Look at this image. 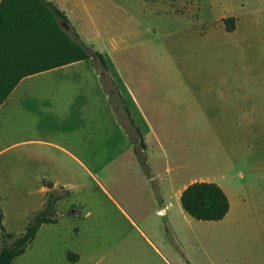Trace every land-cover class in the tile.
I'll return each instance as SVG.
<instances>
[{"label": "rangeland", "instance_id": "obj_1", "mask_svg": "<svg viewBox=\"0 0 264 264\" xmlns=\"http://www.w3.org/2000/svg\"><path fill=\"white\" fill-rule=\"evenodd\" d=\"M47 1L90 58L23 79L1 107L0 213L20 235L52 186L68 219L42 226L11 264H264V0ZM138 107L160 137L147 136L149 151L130 137L125 110L146 131ZM114 121L121 145L109 140ZM116 150L141 166L151 151L170 170L171 201L190 183L219 185L228 216L202 222L173 203L172 232L160 214L141 227L156 252L101 189L127 178Z\"/></svg>", "mask_w": 264, "mask_h": 264}, {"label": "trees", "instance_id": "obj_2", "mask_svg": "<svg viewBox=\"0 0 264 264\" xmlns=\"http://www.w3.org/2000/svg\"><path fill=\"white\" fill-rule=\"evenodd\" d=\"M59 20L67 22L64 13L45 0L0 1V106L23 78L90 58L87 49L64 31ZM223 22L231 32L233 18ZM92 53L104 65L102 54ZM141 147L145 149L142 141ZM51 190L56 193L48 196L42 209L33 214L24 232L18 236L5 231L0 213L3 244L0 264H11L23 254L43 224L57 223L55 205L62 195L58 194V188L51 186ZM179 203L185 214L202 222L222 220L230 207L221 187L205 181L187 185ZM67 258L75 261L78 256L67 253Z\"/></svg>", "mask_w": 264, "mask_h": 264}, {"label": "crops", "instance_id": "obj_3", "mask_svg": "<svg viewBox=\"0 0 264 264\" xmlns=\"http://www.w3.org/2000/svg\"><path fill=\"white\" fill-rule=\"evenodd\" d=\"M45 1H47V0H45ZM47 2H49V1H47ZM61 12H63V11H61ZM64 15H65V13H64ZM81 62H83V61H81ZM73 64H76V63H73ZM70 65H72V64H69V65H66L63 67H67ZM63 67H60V68H63ZM56 69H59V68H56ZM53 70H55V69H53ZM50 71H52V70H50ZM46 72H49V71H46ZM42 73H45V72H42ZM39 74H41V73H39ZM32 76H34V75H32ZM28 77H31V76H28ZM28 77H25V78H28ZM25 78H23V79H25ZM22 80L20 82H22ZM20 82L18 83V85L20 84ZM17 86L14 88V90L17 88ZM13 91L9 94V96L13 93ZM9 96H8V98H9ZM131 97L133 98V100L135 99L132 95H131ZM5 101L1 104L0 109L3 106V104L5 103ZM136 110H137L136 111L137 114L141 117L142 122L145 123L146 131L145 130L143 131L142 125H139L138 123L134 122L130 118L129 111L125 110L127 121H128V124L130 125V130H129L130 131V137L132 136V134H134L135 137H133V138L135 140V142H134L135 146H136L137 141L140 145H141V141H142V143L144 144V146L146 148V149H144V151H146V150L149 151V144L147 143V140H146L147 136L151 135L155 139V141H156V139L158 140L160 137L158 136V134H156L157 132L155 131V129L151 125L150 121L148 119L144 118L148 115V111L144 110L142 107H138ZM104 115H105V112H103V116ZM111 115L116 116V110H113V113ZM99 116H100V114H99ZM101 116H102V114H101ZM101 121H103V119L99 120V123ZM101 123H103V122H101ZM111 127H113L115 129V131L112 133V135H110L109 140L111 142H113L114 144H116V143L118 144L120 142V145H121V142L123 141L122 130L125 131L126 130L125 127L121 123H116L115 121ZM98 128H99V139H101V141L104 142L105 141V139H104L105 138V136H104V130H105L104 125L98 124ZM144 132L147 134H143ZM125 136L127 137L126 134H125ZM66 152L68 153V151H66ZM69 155H71V154L69 153ZM72 157L75 158L74 156H72ZM112 160L116 163L119 162L118 164L120 165L119 169L117 166L114 168V172L117 174L118 170H120L121 173L123 171H124V173H127V171H128V175H126L127 178L123 179L121 184H118L119 177L116 176L113 178V180L111 182V184H112L111 191L108 190L107 188L103 187L102 185H101V189H102L103 193L105 194V196H107V198L115 205V208L117 210H119V212H121L127 218V220L133 225L135 230H137V232H139L141 234V236H143L144 239L147 241V243L157 252L158 250H157L156 246L151 241V239L144 233V231L142 230L141 227L148 226V223H149V227H151L152 225L156 226V218L159 217V214H160L163 218H166L165 230L168 233L172 232L173 226H171L170 220L168 219V209L171 207V205L173 203L178 204L181 192L186 186L184 188H182L180 191H178L177 194H174V196H175L174 200L171 201L170 183H169L170 170H169V168H167L166 172L164 173V172H160L158 169H156L153 165V157L151 155V151H150V155H147L145 157L144 163L142 164V166L139 165V160L137 157H134V156L122 157V150L121 151L116 150V153L112 157ZM76 161L83 164L78 159H76ZM147 181L150 182L149 188H147V186H145V184H147ZM55 186H58V185L56 184ZM143 186H145V188ZM45 191L46 190L44 188L42 192L44 193ZM224 193H225V191H224ZM228 200H229V198H228ZM59 202L60 201H57V203L55 205V209L57 208ZM229 204H230V202H229ZM180 212L182 214H184L183 216L187 215L183 212V210ZM229 212H230V207H229L228 213L226 214V216L222 220H224L228 216ZM72 214L73 215L75 214L76 215L75 217L79 216L78 210H74L72 212ZM63 217L64 216H60L58 218L57 223H55V224L58 225L60 223V221L63 220ZM64 218L68 219V217H64ZM148 219H153L155 222H153V223L151 221L148 222ZM222 220L217 221V222H221ZM44 225H47V224H43L42 226H44ZM26 249H25V251H26ZM25 251H24V253H25ZM68 253H71V252H68ZM23 254H21V255H23ZM78 260H79V256H78L77 260H75L74 262H76ZM164 260H165L166 264H170L166 259H164Z\"/></svg>", "mask_w": 264, "mask_h": 264}]
</instances>
